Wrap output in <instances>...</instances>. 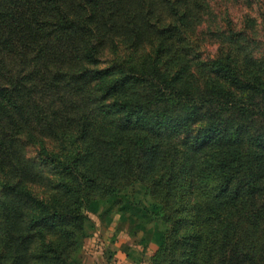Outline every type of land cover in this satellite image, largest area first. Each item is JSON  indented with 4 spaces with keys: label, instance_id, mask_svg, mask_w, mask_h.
Listing matches in <instances>:
<instances>
[{
    "label": "trees",
    "instance_id": "trees-1",
    "mask_svg": "<svg viewBox=\"0 0 264 264\" xmlns=\"http://www.w3.org/2000/svg\"><path fill=\"white\" fill-rule=\"evenodd\" d=\"M229 2L0 0V264H68L135 183L162 264H264V46Z\"/></svg>",
    "mask_w": 264,
    "mask_h": 264
},
{
    "label": "rangeland",
    "instance_id": "rangeland-1",
    "mask_svg": "<svg viewBox=\"0 0 264 264\" xmlns=\"http://www.w3.org/2000/svg\"><path fill=\"white\" fill-rule=\"evenodd\" d=\"M252 1L251 8L243 0L238 5L229 2V13L234 22L246 14L256 17L257 38L264 46V0ZM85 216L83 238L68 264H162L165 226L145 186L135 183L112 197L96 199Z\"/></svg>",
    "mask_w": 264,
    "mask_h": 264
}]
</instances>
